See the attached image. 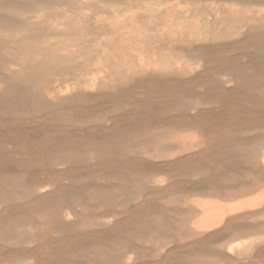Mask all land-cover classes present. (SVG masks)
<instances>
[{"label":"rangeland","instance_id":"rangeland-1","mask_svg":"<svg viewBox=\"0 0 264 264\" xmlns=\"http://www.w3.org/2000/svg\"><path fill=\"white\" fill-rule=\"evenodd\" d=\"M0 264H264V0H0Z\"/></svg>","mask_w":264,"mask_h":264}]
</instances>
